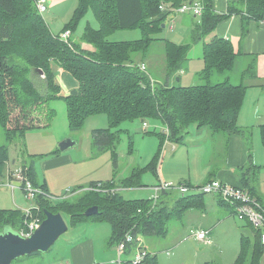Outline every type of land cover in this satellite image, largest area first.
<instances>
[{"label":"trees","instance_id":"1","mask_svg":"<svg viewBox=\"0 0 264 264\" xmlns=\"http://www.w3.org/2000/svg\"><path fill=\"white\" fill-rule=\"evenodd\" d=\"M191 1H199L203 6L201 20L192 28L191 42L177 45L165 41L169 48L166 56L167 79L152 81L150 73L138 66L139 59L157 40L151 34L172 10ZM27 2V6L21 9L18 0H0V124L8 140L28 129L50 126L55 110L46 104L56 98L66 101L71 130L82 129L86 119L92 115L106 114L109 126L92 131V145L97 150L116 147L121 139L118 127L123 122L144 120L142 122L147 123L148 118L160 119L168 127L171 137L176 138L184 134V129L188 131L192 124L228 134L243 131L237 120L246 87L234 85L229 79L216 84L211 82L212 74L230 71L234 66L237 53L229 40L213 36L205 43V67L199 73L205 83L171 85L168 79L181 70L191 45L212 33L223 18L245 11L249 17L263 19L264 0H238L230 4L228 13L224 15L212 10V0H78L76 12L63 31L69 30L71 35L74 34L78 20L88 10H93L100 28H87L81 38L94 46L93 51L83 49L79 42L72 39L71 44H67L59 34L51 32L35 0ZM135 26H140L143 32L139 39L112 41L108 37L116 29ZM144 60L141 59V62ZM54 62L76 77L79 82L77 94L62 96L58 93L52 67ZM37 71L44 75V92L31 77V73ZM180 132L183 134L178 135ZM261 134L264 142V125ZM7 146H0V177L4 175V163L8 159ZM113 156L118 161L116 151ZM155 159L150 166H154ZM26 173L35 185L49 194L44 185L35 181L33 165L26 168ZM140 173V169H134L122 183L125 186L141 185ZM116 186L121 187L113 180L92 182L88 188L82 189L81 198L74 203L63 198L54 204L49 196L39 194L36 198L39 213L43 219L45 209L67 214L71 225L86 220L107 221L113 228L110 243L117 244L129 230L135 238L139 233H159L164 229L167 218L179 216L189 207L204 204V193L180 194L175 201L177 210L171 213L168 200L159 199L154 205L153 199H124L120 191L104 190ZM93 205H98L99 212L86 216L85 210ZM161 211L167 214L160 215ZM19 214L20 228L23 224L20 209H0V231L7 225L19 229L16 225ZM163 216L165 218L161 219ZM248 250V241L244 238L242 251L234 264H261L260 254L264 246L257 231L255 247L252 252ZM35 253L40 252L32 254ZM124 264L132 263L128 261ZM142 264H158L157 256L149 253Z\"/></svg>","mask_w":264,"mask_h":264},{"label":"rangeland","instance_id":"2","mask_svg":"<svg viewBox=\"0 0 264 264\" xmlns=\"http://www.w3.org/2000/svg\"><path fill=\"white\" fill-rule=\"evenodd\" d=\"M27 4V0H18V5L21 9L22 6H27ZM77 7L78 0H49L48 9L42 14V16L51 32L60 35L64 32L63 30L66 24L69 23L73 18ZM21 14L23 13L21 12ZM167 24V20H164L162 23H160L158 29L152 32V37L157 39L167 38V32H169V26ZM87 28H100L98 19L91 9L88 10L78 20L77 27L74 31V36L72 37V39L80 42V38L83 37V34L85 33ZM142 33L143 32L141 27L135 26L132 28L116 29L111 34H109L108 37L112 41L136 40L142 37ZM66 43H71V37L69 38V42ZM168 49L169 48H167L166 42L164 40H157L156 42H153L148 52L144 55V57H148L146 61L147 63H149L153 59L152 64H157L159 72V75L157 77L159 78V80L163 81L167 79V75L166 78H164L163 76V70L166 72L168 67V63L166 60ZM196 55L197 54L195 53L194 49V51H192V53H190L189 55L192 58L189 68L181 73L180 70L177 72L176 76H181V81H176L174 84L190 86L200 85L203 83L201 81L202 79H200L201 77L196 74V71L202 69V65L205 67V64H201L200 67L197 68L195 63H204V60L202 58H197ZM144 57H142L141 59H144ZM138 62L139 61L137 59L136 64H138ZM142 63L144 62H139L138 66H140ZM232 74V84L243 85L246 87L245 96L242 102L237 124L243 126L244 128H253L254 162L251 161V157L249 156V149L245 143L242 133L243 131L229 134V136L234 135L229 139L228 144L229 148H231V151L233 152L230 160L237 164L241 163L245 159L244 164L246 166L244 168H248L254 164L264 165L262 164L264 163V142L261 135L259 134L257 126L261 125L262 118H259V113L258 115L256 113L257 108L254 106L256 98L255 94L259 91L260 88L258 86L259 83L257 82V80H252L254 79L253 75H246L244 78H237V73L235 74V71ZM31 77L34 80L35 84L40 88V90L44 92L46 90L44 86L46 84V81L43 78L44 75H42L41 72L37 71L36 73L32 72ZM241 78L243 79V82H240ZM223 80L224 78L222 76L221 78L219 76L211 78L212 84L220 83ZM46 106L55 110V116L52 119L50 126L46 128L42 127L40 129H37V127L31 128L26 133L25 143L24 140L20 141L19 138L17 142L10 143L7 146L9 152L8 164H6V162L4 163V165L6 164L5 170L3 171L4 175L1 176L0 179L3 180V182H7L9 176V172L8 175L6 173L7 165L11 171H14L18 167V165L21 164L14 161V159L17 157L18 151H26V148L31 153L39 151L35 147L49 151V149H51L52 147L50 145L52 141L53 143H55L57 140L61 142V140H63L64 138L72 137L74 135L78 141V145L77 147L71 148L69 150H72L71 152L75 156L76 161L80 160L84 156L83 159H81V162H77L76 164L75 162L64 163L60 164V167L58 169H48L49 172L48 170H43L41 172V177H45L48 181V189H46L49 193V199L54 204L59 203V201H61L63 198V200H70V202L74 203L78 200V198H81V195L80 197H77L75 199H72L70 196L67 197V199H65V197L72 194H81L82 189L88 188L92 182L98 180H100L102 183L113 180L116 184H119L121 183L123 177L128 174V172L130 173L132 171L131 169H129L132 166L136 168L138 167L141 170L139 177H142V183L146 184L147 186L144 185L142 187H135L130 189H125L122 186L121 189L118 190L120 191L119 193H121L120 195L124 199H152L155 195L153 186L158 184L160 181H168L159 178L160 181L157 182V168L160 171V168L164 161L163 156L165 153L167 155L170 154V156L164 163L163 171L166 174L170 173L171 175H175L179 178L178 180H174L175 178H173V181L170 180L168 182L173 183L175 186H178L181 183L194 185L189 183L188 180H190V178L192 180H195V178L201 177L199 171L202 169V167L200 163L194 160V158H191V156H193L192 150L197 149V146H209V142L211 144H214L216 142V137H210L211 135L209 136V138L206 136L204 137V135L202 137H195L194 132H197L198 127L196 124H192L189 127L190 137L187 138L186 144L181 145L174 142L175 147L169 146L166 151V147L165 149L164 147H162L163 142L160 136L161 134L164 135L165 132L169 135L167 126H165V124L160 119L148 118L146 120L147 126H144V123L139 120L123 122L118 127L121 129V139L119 140V143L116 144V147H108L104 150H97L95 148H92L91 145L92 131L94 128H107V126H109V121L106 114L100 113L88 117L82 129L71 132L67 118V104L65 100L63 98L52 99L46 104ZM262 117H264V114L262 115ZM219 124L221 126H224V124L221 122ZM189 130L186 131L184 129V134L180 132L178 133V135H181L182 133V136L186 137ZM211 130L214 133L219 132L218 134L222 132L223 135L228 134L224 131H217L215 130V128ZM2 131L3 130L0 127V135L2 134ZM245 132L249 131L246 130ZM68 133L72 136L67 135ZM38 137H43L41 142L38 140ZM59 142L57 144L58 147ZM41 143L43 144V146H39ZM218 146H220V141L218 143ZM188 148L190 150H188ZM114 151L118 153V161H116L115 157L113 156ZM155 155L156 159L154 167L151 168L150 163L155 158ZM199 156L202 155L199 154L197 157ZM50 157H52V155H50ZM197 157L195 156V159ZM232 169L235 174H239V172L241 171V168ZM255 172L256 174H258V170H256ZM247 175L250 177L253 174L250 173ZM260 175L264 180V169L261 170ZM13 192L14 191L9 186H0V209L7 210L12 208L11 210H13L19 208L21 213L23 214L22 208L38 207V203L36 202V200L26 199L22 188H16L15 194ZM214 195L215 194L207 193L203 196H206L207 198L210 197L213 198V200H216V196ZM259 199L264 203V196H259ZM219 200L222 204L228 205V203L224 202L221 197L219 198ZM161 206H163V204L160 205V209L162 208ZM167 206L170 212L174 213V208H170V205ZM161 214L165 216L167 212L161 211L160 215ZM63 215L69 223V228L51 246L52 249L50 248L46 252L42 253L44 255L41 258L42 260L39 258V260H41L40 264H51L54 262L53 259H55L56 261H60L64 253L66 252V247L74 241L78 228H74V226L70 224V219L67 214L63 213ZM164 216L161 219H164ZM19 218L20 214L16 220V225L18 228ZM245 222L250 226V228L246 230L242 228ZM248 223L249 222L246 220H240L237 216H228L211 231V237L208 236L206 240H200L195 236L190 235L191 233L196 231L197 228L201 227L199 219L185 221V224L187 226H184L179 221V219L174 218L169 220L166 232L155 234L139 233L135 238L132 249L135 250L139 247H141L142 250H145L146 248L154 249L158 257V264H234L242 251V242L244 238H246L248 241L249 252H252L255 247L256 231L253 229V226ZM181 229H183V234L179 238L178 232ZM110 230V223L103 222L101 229L96 233V247L102 253H105L106 251L115 252V249H105V244H107ZM168 232L170 235H167ZM184 235L186 236L183 240H181ZM105 237L106 240L104 242ZM107 247L109 248L108 244ZM129 252L130 250L127 249V253ZM107 254L108 253H106V257ZM128 255H130L132 259L133 254ZM249 255H251V253L247 256ZM114 256L115 255H112V257ZM29 258H31L30 255L22 256L15 259L13 261V264H34V262L32 261L29 262ZM124 258H126V256H124L122 260H124ZM260 263L264 264V250L260 254Z\"/></svg>","mask_w":264,"mask_h":264},{"label":"crops","instance_id":"3","mask_svg":"<svg viewBox=\"0 0 264 264\" xmlns=\"http://www.w3.org/2000/svg\"><path fill=\"white\" fill-rule=\"evenodd\" d=\"M238 0H212V10L216 12L217 14L224 15L228 13L229 6L231 3H236ZM167 20L168 26H169V32H167L168 37L167 38H161L157 40H164L168 42H172L174 44L180 45V44H186L190 43L192 39V28L195 25V23L199 22L201 20V16H196L192 11H187V12H177V11H171L167 17L164 19ZM166 26V25H164ZM163 26V27H164ZM74 36V34L71 35V39ZM213 36H218L225 38L229 40L234 48V51L237 53L234 66L230 71L226 72H221V73H214L212 74L211 78H214L216 76H221L224 78V80L229 79L231 82L232 79V73L235 71V74L237 73V78L242 77L244 78L246 75H253L252 80H257L259 83V91L255 94V102L254 106L257 108L256 113L258 115L259 113V118H262V123L261 125L258 126L259 134L262 137L261 134V127L264 125V117L262 115L264 114V18L263 19H256L253 17H249L247 13L244 11L242 12H234L227 17L223 18L219 23L216 25L214 31L210 33L208 36L203 37L200 41L193 43L188 51L187 58L183 62V67L180 70V73L185 71L186 69L189 68L191 64L192 58L189 56L192 51L195 49V53L197 54V58H202L204 60V45L210 38ZM81 39V38H80ZM74 40V39H72ZM156 40V41H157ZM76 41V40H74ZM155 41V42H156ZM78 42V41H76ZM81 44V47L83 49L93 51L95 48L94 46L86 41L80 40L79 42ZM145 60L143 61L146 66V71L150 73L151 78L155 79L158 82H161L163 80H159L157 77L159 75L158 72V66L157 64H152L153 59L147 63V58L144 57ZM139 59V58H138ZM141 62V59H139ZM52 67L54 69V77L56 80V83L58 84V93L62 96H68V95H74L77 94L78 92V86L79 82L76 79V77L68 70L64 69L63 67L59 66L56 62L52 63ZM196 67L199 68L201 64H205L198 62L195 63ZM194 64V65H195ZM163 65V64H162ZM202 65V69H203ZM200 69V70H202ZM199 70V71H200ZM199 71H196V74L199 75ZM167 71L165 72L163 70V76L166 78ZM179 74V73H178ZM177 74L169 76V83L172 85L176 81H181V76H176ZM177 78V79H176ZM241 78L240 82H243V79ZM153 79V80H154ZM165 81V80H164ZM203 83L206 81L201 80ZM173 82V83H172ZM62 93V94H61ZM247 99V97H246ZM66 102V101H65ZM246 104V103H245ZM261 113V114H260ZM69 123V122H68ZM109 124V123H108ZM1 125V124H0ZM240 126V125H239ZM2 128V134L0 135V146L3 144L9 145L10 143H15L18 141L20 138V141L24 140V143L26 142V133L28 130H26L23 134L17 135L15 138L8 140L7 134L3 126H0ZM108 127V126H107ZM46 128V127H44ZM70 128V127H69ZM106 128V127H104ZM240 128L243 130V137L245 140V143L249 149V156L251 157V161L254 162L253 158V128H244L243 126H240ZM260 128V129H259ZM40 129V128H37ZM168 129V127H167ZM207 129V130H205ZM71 130V129H70ZM248 130L249 132H245ZM75 130H71L73 132ZM169 132V129H168ZM219 133V132H218ZM212 132V130L208 127H201L197 128V132H194L195 137L203 136L204 137H216V142L214 144H211L209 142V146H204V147H198L197 149H193V156L191 158H194V160L198 163H200L202 169L199 171L201 177L195 178V180H192L190 178L189 183L194 184V185H199V184H204L207 181H210L212 179H219L223 182L233 184V185H238L241 187H244L253 194L259 198L264 196V180L263 177H261V170L264 169V165H251L250 167L244 168L246 165L245 159L241 163L235 164L233 161L230 160L231 156L233 155V152L231 151V148H229V139L232 138L234 135L229 134H218ZM198 134V135H197ZM233 134V133H232ZM69 136V133L67 134ZM66 135V136H67ZM214 135V136H212ZM44 137V136H43ZM43 137H38V140L41 142ZM190 137V130L187 133V136H181V137H171V135L168 133H164L160 136L164 149L170 146L175 147L176 144H181L185 145L187 138ZM72 138L75 140L76 137L73 135ZM220 141V146H218V143ZM58 140L50 144L52 147L51 149L48 150H42L40 148L35 147L39 151H35L34 153H31L28 151L26 148V151L23 152H17V157L14 159L15 162L21 163L28 168V166L33 165L34 166V171H35V181L41 185H44L47 189V179L45 177H41V172L43 170L47 171L48 169H58L60 167V164L64 163H71L75 162H81V159L83 157L76 161L75 156L71 152L72 150H66V151H61L59 147L57 146ZM78 142V141H77ZM175 142V143H174ZM21 143V142H20ZM208 143V142H206ZM92 145V144H91ZM165 145V146H164ZM39 146H43L41 143ZM77 147V146H76ZM93 148V145H92ZM188 150H190L188 148ZM133 152V150H132ZM171 152V151H170ZM199 154L202 156L197 157ZM9 155V152H8ZM52 155V157H50ZM46 156V157H45ZM170 154H164V161L162 163V166L159 169L157 168V173H158V178L157 182L160 181L162 178L163 180H168V181H173L178 180L179 178L177 176H173L170 173L166 174L163 171L164 163L168 159ZM195 156L197 157L195 159ZM156 157V155H155ZM9 158V157H8ZM154 160V159H153ZM6 164H8V159L6 160ZM152 164V162H151ZM264 164V163H262ZM254 166V167H253ZM153 168L154 166H150ZM253 167V168H252ZM232 168H241V171L239 174H235ZM132 171L136 169V167L132 166L131 168ZM137 169H139L137 167ZM10 168H8V165L6 167V173L8 175V172ZM256 170H258V174H256ZM132 171L128 174H126L121 183V187L123 186L125 189L128 188H135V187H142L146 184L142 183V177H139V181L141 185H133V186H125L122 182L125 178H128L131 174ZM49 172V170H48ZM252 173V176H248L247 174ZM6 175V176H7ZM3 176V175H2ZM160 178V179H159ZM100 181V180H98ZM147 182V181H146ZM177 182V181H176ZM147 186V185H146ZM153 186V185H152ZM84 188V187H82ZM80 192V191H79ZM78 192V193H79ZM191 192V193H189ZM189 194H198L195 191H189ZM15 194V190L13 192ZM187 193V194H188ZM163 194V193H162ZM181 193L178 192L177 190H172L169 191L167 194H163L160 198V200H168V205H170V208H174V211H176V198L178 195ZM71 197L72 199H75L80 196V194H72L68 195L66 197ZM168 196V197H167ZM216 196V200H213V198H207L206 196L203 197L204 199V204L203 206H193L185 209L181 215L176 216L172 215L170 218L166 219L165 224L163 225L164 229L160 231L159 233L166 232L167 231V226L168 222L171 219L177 218L179 221L182 223V225L187 226L185 224V221H192L194 219H199L201 227L197 228V230H207L208 231V236L211 237V231L220 223L223 221L228 216H234L236 217L233 208L229 205H224L220 202L219 198L220 196ZM213 196V197H214ZM172 197V198H169ZM219 197V198H218ZM216 201V202H215ZM173 204V205H172ZM35 210L38 207H33ZM7 209V210H11ZM19 209V208H17ZM64 216V215H63ZM67 221V220H66ZM103 222L107 221H94V220H86V221H81L76 223L74 228H78L77 233L75 235L74 241L70 243L69 246L66 247V252L64 253L63 257L61 258L60 261H56L55 259L53 263L51 264H61V263H68V264H120L119 260V252L117 253L118 249L116 246V242L110 243L111 237H112V231L113 228L111 226L109 238L107 240V244L109 248L107 247V244H105V249L110 250V249H115V252H105L102 253L99 251L96 247V233L101 229ZM68 223V221H67ZM249 224V223H248ZM69 225V223H68ZM111 225V224H110ZM185 228V227H184ZM183 228V229H184ZM244 230L250 228L249 225L245 222L242 226ZM181 229L178 232V237L180 238L182 236V231ZM242 231V230H241ZM167 235H170L169 232ZM191 235V234H190ZM186 235L182 237L181 240L184 239ZM106 240V237L104 239V242ZM199 241V240H198ZM139 247V246H138ZM52 249V248H51ZM117 249V250H116ZM138 249H141L139 247ZM138 249L133 250L132 247L130 249V252L127 254H122V258H124V261L128 262L131 259V256L128 254H133L136 252ZM142 250V249H141ZM152 255H156L154 249H145ZM53 251V250H52ZM43 252L40 253H35V254H30L29 262H34V264H40L41 258L43 257L44 254ZM106 253L107 257H106ZM115 255L112 257V255ZM117 255V256H116ZM39 258L41 260H39ZM158 259V257H157ZM36 262V263H35ZM124 262V263H126ZM123 263V264H124ZM32 264V263H31Z\"/></svg>","mask_w":264,"mask_h":264},{"label":"built area","instance_id":"4","mask_svg":"<svg viewBox=\"0 0 264 264\" xmlns=\"http://www.w3.org/2000/svg\"><path fill=\"white\" fill-rule=\"evenodd\" d=\"M38 11L43 14L48 9L49 0H35ZM177 12H187L192 11L195 15L200 16L203 11V6L199 1L189 2L176 8ZM70 31H64L60 34V38L65 42H69ZM71 44V43H68ZM140 69L145 70L146 66L142 63L139 66ZM147 126V123H144ZM168 130V129H167ZM6 185L12 188L14 191L16 188L20 187L23 189L24 196L27 200H36L39 194H43L46 197L49 196L40 186L35 185L31 178L26 173V167L23 164L18 165L14 171L9 172L7 182H2L0 180V186ZM155 195L152 198L154 205L159 201L162 193L169 190H177L182 195L187 194L189 191H195L197 193L204 194H215L220 196L224 202L228 203L234 210L235 215L240 220H246L255 228L257 233L260 234L261 243L264 246V203L255 195H253L249 190L244 187L229 184L223 182L219 179H212L201 185H188L186 183H181L175 186L173 183L168 181H160L158 184L154 185ZM121 189V187H113L104 189L106 192H115ZM23 212V224L18 229V231L23 235H29L34 232L42 223L43 218L39 213V208L36 210L33 207L22 208ZM192 236L200 240H206L208 237L207 230H196L191 233ZM135 242V237L131 230H129L125 236L116 244L119 252V262L123 264L125 261L122 260V254H127V249L132 246ZM130 250V249H129ZM149 252L146 250L138 249L134 252L131 260L132 264H142ZM68 264V263H61Z\"/></svg>","mask_w":264,"mask_h":264},{"label":"water","instance_id":"5","mask_svg":"<svg viewBox=\"0 0 264 264\" xmlns=\"http://www.w3.org/2000/svg\"><path fill=\"white\" fill-rule=\"evenodd\" d=\"M144 121V120H142ZM78 145L77 140L66 137L59 142V149L66 151ZM99 212L98 205L87 208L86 216ZM45 218L41 225L29 235L21 234L11 225L5 226L0 231V264H13V261L34 252H46L69 228L61 212L44 210Z\"/></svg>","mask_w":264,"mask_h":264},{"label":"bare ground","instance_id":"6","mask_svg":"<svg viewBox=\"0 0 264 264\" xmlns=\"http://www.w3.org/2000/svg\"><path fill=\"white\" fill-rule=\"evenodd\" d=\"M35 209V208H34Z\"/></svg>","mask_w":264,"mask_h":264}]
</instances>
